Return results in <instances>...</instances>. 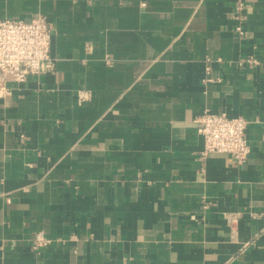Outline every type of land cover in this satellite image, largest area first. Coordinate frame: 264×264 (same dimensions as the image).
<instances>
[{
  "label": "crops",
  "instance_id": "obj_1",
  "mask_svg": "<svg viewBox=\"0 0 264 264\" xmlns=\"http://www.w3.org/2000/svg\"><path fill=\"white\" fill-rule=\"evenodd\" d=\"M40 13L55 68L0 97V264H264V0H0ZM206 109L250 120L245 162L201 159Z\"/></svg>",
  "mask_w": 264,
  "mask_h": 264
},
{
  "label": "built area",
  "instance_id": "obj_2",
  "mask_svg": "<svg viewBox=\"0 0 264 264\" xmlns=\"http://www.w3.org/2000/svg\"><path fill=\"white\" fill-rule=\"evenodd\" d=\"M244 9L245 3L239 1L235 17L239 21L236 30L240 33L243 32ZM51 39L52 25L48 17L42 13L30 19L0 18V97L9 92L8 81L25 82L31 75L54 70ZM240 63L256 65L259 59L247 57ZM219 79L217 77L209 80ZM79 97L84 99L85 95L80 93ZM197 122L200 124L199 132L204 138V147L201 151L202 160L213 153L227 154L239 163L248 159L251 152L247 137L249 119L206 109L197 118ZM240 215L239 212L227 213L232 238L238 235L237 221ZM58 241L66 242L67 240L59 239ZM52 242L53 240L47 237L44 231H37L33 237L32 248L34 251H39ZM250 244L251 241L244 243L241 251L247 249Z\"/></svg>",
  "mask_w": 264,
  "mask_h": 264
}]
</instances>
